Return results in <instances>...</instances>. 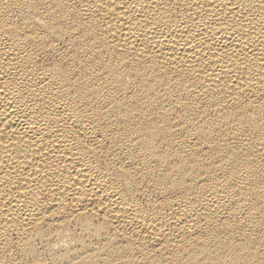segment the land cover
Here are the masks:
<instances>
[{
  "label": "bare ground",
  "instance_id": "obj_1",
  "mask_svg": "<svg viewBox=\"0 0 264 264\" xmlns=\"http://www.w3.org/2000/svg\"><path fill=\"white\" fill-rule=\"evenodd\" d=\"M0 264H264V0H0Z\"/></svg>",
  "mask_w": 264,
  "mask_h": 264
}]
</instances>
